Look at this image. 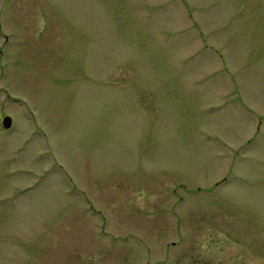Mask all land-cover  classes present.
<instances>
[{
  "label": "rangeland",
  "instance_id": "1",
  "mask_svg": "<svg viewBox=\"0 0 264 264\" xmlns=\"http://www.w3.org/2000/svg\"><path fill=\"white\" fill-rule=\"evenodd\" d=\"M0 264H264V0H0Z\"/></svg>",
  "mask_w": 264,
  "mask_h": 264
},
{
  "label": "water",
  "instance_id": "2",
  "mask_svg": "<svg viewBox=\"0 0 264 264\" xmlns=\"http://www.w3.org/2000/svg\"><path fill=\"white\" fill-rule=\"evenodd\" d=\"M2 124L4 125V127H8L11 124V117L9 115H4L2 117Z\"/></svg>",
  "mask_w": 264,
  "mask_h": 264
}]
</instances>
